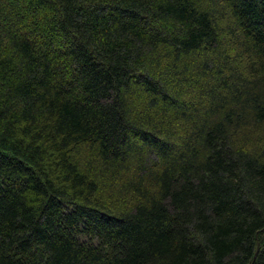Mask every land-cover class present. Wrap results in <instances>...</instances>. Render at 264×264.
<instances>
[{"label":"trees","instance_id":"1","mask_svg":"<svg viewBox=\"0 0 264 264\" xmlns=\"http://www.w3.org/2000/svg\"><path fill=\"white\" fill-rule=\"evenodd\" d=\"M260 138L264 0H0V264H264Z\"/></svg>","mask_w":264,"mask_h":264},{"label":"rangeland","instance_id":"2","mask_svg":"<svg viewBox=\"0 0 264 264\" xmlns=\"http://www.w3.org/2000/svg\"><path fill=\"white\" fill-rule=\"evenodd\" d=\"M259 141H260V142H259V143H260V146H261V147L264 146V145H262V144H264V139H263V138H260Z\"/></svg>","mask_w":264,"mask_h":264}]
</instances>
